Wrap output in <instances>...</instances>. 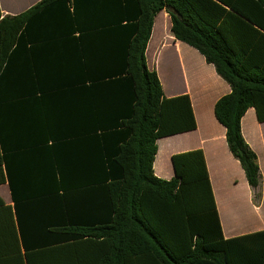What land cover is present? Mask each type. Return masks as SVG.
Listing matches in <instances>:
<instances>
[{"label": "trees", "instance_id": "1", "mask_svg": "<svg viewBox=\"0 0 264 264\" xmlns=\"http://www.w3.org/2000/svg\"><path fill=\"white\" fill-rule=\"evenodd\" d=\"M165 8L174 37L197 49L230 84L232 92L216 103L215 115L249 185L256 197L261 195V169L243 137L242 119L254 108L264 122V67L257 61L249 67L225 31L233 28L264 39V0H42L16 16H4L0 8V124L4 118L35 123L43 143L51 125H65L73 113L77 100L67 97L83 87L80 78H94L87 86L92 99L83 107L93 115L87 120L91 125L95 119L118 117L96 115L104 97L109 106H119L122 90L130 95L127 118L108 134L117 144H103V149L90 144L87 173L70 167L66 144H52V159L48 144L39 147L40 190L52 188V255L92 257L52 259V264H130L141 256L179 264L182 242L188 247L194 237H223L202 150L173 155L171 180L154 174L157 140L197 127L190 97L167 98L146 61L154 19ZM54 46L69 50L56 53L50 49ZM80 48L88 51L83 63ZM96 149L103 152L97 159ZM78 174L81 179L70 180ZM26 178L10 180L16 208ZM87 200L94 206L101 202L103 214L87 217L82 204ZM22 235L25 239L23 228ZM244 237L264 238V231Z\"/></svg>", "mask_w": 264, "mask_h": 264}, {"label": "crops", "instance_id": "2", "mask_svg": "<svg viewBox=\"0 0 264 264\" xmlns=\"http://www.w3.org/2000/svg\"><path fill=\"white\" fill-rule=\"evenodd\" d=\"M41 1L0 0V8L4 16H16ZM79 35V32L75 33V36ZM225 35L235 49L248 58L249 67L255 66L253 61L264 67V39L261 36L233 28L227 29ZM61 47L63 46H54L50 49L56 53L69 50L66 47L62 50ZM78 50L82 55L81 58L79 56L80 61L83 63L86 59L83 54H88V51L81 48ZM146 61L149 69L157 72L167 98L184 95L190 97L197 124L193 131L157 140L158 152L153 165L154 174L161 179L171 180L175 177L173 155L202 150L223 233V237H194L192 241H187L188 247H183L185 244L182 242V247L180 245L177 251L179 264H264V238L244 237L264 231V122L257 119L254 108H250L242 119L243 137L257 154L261 169V195L256 197L240 162L228 147L226 128L215 115L216 103L230 94L232 88L197 49L174 37L169 8L159 12L154 19L152 35L146 50ZM93 80L94 78H80L79 84L83 87L75 90L72 97L68 93V100H77L73 113L67 116L65 125L55 129H52L51 125L46 135L47 141L43 143L40 127L35 123L30 125L20 118L14 121L9 118L1 120L0 264H52V259L92 258L76 253L52 255V188L50 185L51 189L47 192L40 190L39 169L36 164L41 159L39 149L41 144L49 145L50 159L52 144H66V158L70 159V167H79L77 173H87L86 159L92 157L88 154L90 144H96V148L102 149L103 144H117L116 138H111L108 134L115 132L116 126H119L115 125L116 122L121 125L128 116L129 107H126L125 103L129 102V91L124 89L121 95L119 94V100L122 98L120 101L123 100V105L109 106L103 101L105 97L98 102L97 116H111L117 113L118 117L113 120L95 119L97 124L91 125L87 120L93 118V115L83 107L90 104L88 100L93 93L89 92L87 86L92 84ZM55 99L59 103L60 98ZM49 107V115L52 118V104ZM21 111L18 110L22 113ZM0 113L4 114V110ZM101 151L96 149V159L98 155L102 157ZM27 163L29 165H26ZM24 174L27 175L26 180L29 182L26 188L23 186L19 192L18 195L23 200L16 208L10 180L14 176ZM81 178L78 174L71 176L70 180ZM87 186L89 185L76 187ZM82 204L87 207L85 209L88 211L85 213L87 217L94 212L96 216L103 214L101 202H97L96 206L90 200ZM26 242L29 247H26ZM190 250L192 254H189ZM130 264L160 263L149 256H141L133 258Z\"/></svg>", "mask_w": 264, "mask_h": 264}]
</instances>
